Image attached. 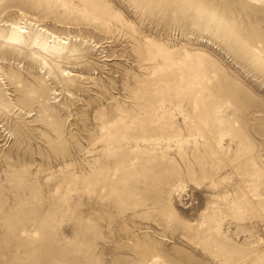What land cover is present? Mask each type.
Masks as SVG:
<instances>
[{
  "label": "rangeland",
  "instance_id": "374dc122",
  "mask_svg": "<svg viewBox=\"0 0 264 264\" xmlns=\"http://www.w3.org/2000/svg\"><path fill=\"white\" fill-rule=\"evenodd\" d=\"M7 23L0 264H264V1L0 0Z\"/></svg>",
  "mask_w": 264,
  "mask_h": 264
},
{
  "label": "bare ground",
  "instance_id": "6f19581e",
  "mask_svg": "<svg viewBox=\"0 0 264 264\" xmlns=\"http://www.w3.org/2000/svg\"><path fill=\"white\" fill-rule=\"evenodd\" d=\"M72 1V0H71ZM249 1H251V2H261V1H264V0H248V2ZM37 3H39V2H37ZM251 5V4H250ZM6 26H9L10 28H9V32L6 34V33H4V34H1L0 33V37L1 38H4V40H6L7 42H11V43H14V44H17V45H23V44H25L26 43V38H25V36L23 35V33H25V30H22V27H20V26H18V25H16V24H13V23H7L6 24ZM46 34H48L50 37H52V40H51V42L52 43H50L49 41H48V38H50V37H47L46 35H43V34H38V35H36V36H34L33 38H32V40H33V42L40 48V49H42V50H44V51H46V52H50V51H63L64 49H65V46H64V44H65V41H63L59 36H55L54 34H52V33H50V32H46ZM261 45H259V47H260ZM258 47V46H257ZM256 47V48H257ZM38 48V49H39ZM158 52V51H157ZM262 52H264V50H262ZM159 53V52H158ZM166 53V52H165ZM257 53V52H256ZM261 53V52H260ZM260 53H259V56H261L260 55ZM166 54H168V53H166ZM156 55H157V53H156ZM256 56H258L257 54H256ZM262 56H264V55H262ZM169 58V57H168ZM260 58V60H261V57H259ZM166 59V58H165ZM264 59V58H263ZM169 60V59H168ZM261 62H263L262 60H261ZM173 79V78H172ZM194 79H195V77H194ZM180 80V79H179ZM196 80V79H195ZM197 84V83H196ZM149 85V84H148ZM146 89V88H145ZM147 90V89H146ZM145 90V91H146ZM199 90H200V88H199ZM198 90V91H199ZM144 91V92H145ZM149 91V90H148ZM147 94V93H146ZM200 95V94H199ZM197 96V95H196ZM195 98V97H194ZM196 99V98H195ZM197 99H199L198 97H197ZM191 100H193V102H194V99H191ZM160 102V101H159ZM195 104V103H194ZM161 105V104H160ZM192 106H194V105H192ZM197 106V105H196ZM195 106V107H196ZM202 107V106H201ZM193 109V108H192ZM194 109H196V108H194ZM199 109H201V108H199ZM204 110H206V109H204ZM195 111V110H194ZM206 112V111H205ZM196 113V112H195ZM194 113V114H195ZM212 113V112H211ZM195 116V115H194ZM198 116V115H197ZM175 117V116H174ZM187 121H189L188 119H187ZM220 121V120H219ZM185 122V121H184ZM220 123V122H219ZM197 124V123H196ZM203 124V123H202ZM205 125V124H204ZM196 130V129H195ZM197 131V130H196ZM146 133V132H145ZM219 134V133H218ZM222 135V134H221ZM199 136V135H198ZM177 137V136H176ZM103 138V137H102ZM170 138V137H169ZM187 138V137H186ZM185 138V139H186ZM222 138V137H221ZM155 140V139H154ZM221 140H223V139H221ZM211 142V141H210ZM214 142H216V141H214ZM220 142V141H219ZM183 143V142H182ZM217 143V142H216ZM217 145V144H216ZM220 145V144H219ZM206 147H209V146H206ZM196 148V147H195ZM218 148V147H217ZM207 149V148H206ZM197 150V149H196ZM220 150V149H219ZM217 152H219L220 153V151H217ZM146 154V153H145ZM203 154H205L204 152H203ZM207 155L209 154V153H206ZM213 157V156H212ZM202 158V157H201ZM188 159V158H187ZM173 187V186H172ZM171 187V188H172ZM168 197V196H167ZM231 203H232V201H231ZM227 206V205H226ZM233 209V208H232ZM223 220V219H222ZM216 226H220L219 224L217 225L216 224ZM197 229V228H196ZM199 229V228H198ZM214 229H216V227H214L213 229H211V230H214ZM219 229V228H218ZM209 230V229H208ZM209 231H204L203 232V234L204 233H208ZM217 234V233H216ZM208 238V237H207ZM206 240V239H205ZM253 245V244H252ZM148 246V245H147ZM252 247V246H251ZM149 249V248H148ZM150 249H152V248H150ZM150 251V250H149ZM155 252V251H154ZM159 254V253H158ZM152 255L151 257H149L150 256V254H148L149 256H147V257H149V259H148V261H146V263L145 264H167V262L162 258V256L161 255Z\"/></svg>",
  "mask_w": 264,
  "mask_h": 264
}]
</instances>
